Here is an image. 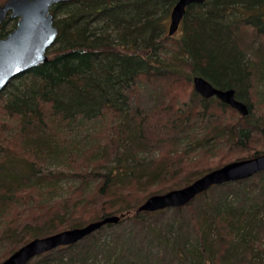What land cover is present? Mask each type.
<instances>
[{
    "label": "trees",
    "instance_id": "trees-1",
    "mask_svg": "<svg viewBox=\"0 0 264 264\" xmlns=\"http://www.w3.org/2000/svg\"><path fill=\"white\" fill-rule=\"evenodd\" d=\"M175 2L69 0L51 7L58 34L48 60L15 76L0 93V245L8 246L0 261L33 237L111 214L109 202L119 204L109 206L120 212L117 222L25 264H264V170L212 185L180 207L137 212L125 194L173 177L175 166L143 149L144 125L130 113L129 100L142 76L191 82L201 75L218 88H233L248 106L234 124L174 118L171 130L195 144L179 149L176 141L170 154L205 148L208 139L247 150L245 158L260 153L250 143L254 131L264 135V114L252 115L250 90L260 94L264 85V0L191 3L182 33L169 46L166 27ZM15 24L7 17L0 33ZM250 28L263 36L259 45L253 38L239 41L240 30ZM192 95L203 110L210 102L231 107L195 90ZM259 103L264 105L263 91ZM107 114L110 138L101 142L91 135L81 146L76 127ZM195 123H202V134L190 129ZM93 164L99 166L92 171ZM64 177L72 180L67 193L42 201ZM86 211L93 216L82 217Z\"/></svg>",
    "mask_w": 264,
    "mask_h": 264
},
{
    "label": "rangeland",
    "instance_id": "rangeland-1",
    "mask_svg": "<svg viewBox=\"0 0 264 264\" xmlns=\"http://www.w3.org/2000/svg\"><path fill=\"white\" fill-rule=\"evenodd\" d=\"M2 1L4 0H0V2ZM180 33H182V30L181 26L179 25L178 29L173 33L172 36L167 34V45L172 46V44H175L174 38H178ZM240 36L241 39H239V41L241 40L246 44H248L252 38L258 45L263 41V36L256 35L251 28L244 31L240 30ZM180 74L183 75V73ZM139 80L140 81L136 85H133L134 89L129 96V100L130 106L132 107L130 113L136 117V121L138 120L144 125L142 133L144 138L143 141L146 145H143V149L146 150L148 154H152L154 160L171 158L170 162H174L175 166L174 170H171L170 172V174L172 173L173 177H168L162 181L157 180L153 182V184L146 185L144 187L146 188L145 190H134L133 187V190L126 192L125 194L128 193L127 198L130 200V203L135 202V205H139L150 194L165 192L170 189V186L171 188L183 186L181 183H183L187 178L193 180L199 171L213 169L218 167L220 164L235 160L239 157L245 158L247 150L240 149L236 146L231 147L229 144L222 143L220 140L216 139H208L207 144H205V148H193L187 150L191 151L189 154L186 153L187 151H185V149L177 151L174 154H170L172 151L171 148L174 145L173 143L176 144V141L179 143V149L187 146L188 143L195 144L190 142V139L184 135L171 130L170 122L175 120L174 118H185L188 115L191 117V120H222L226 125L239 122L238 120H241V115L236 109L232 107L220 108L213 104V102H210L207 106V109L203 110L202 106L198 105L197 97L192 95V92L194 91L192 81L188 82L182 78V76L173 78L168 74H162L157 77L151 76L149 78L142 76L139 78ZM260 91L261 93L262 91L264 92V85L260 86ZM261 93L255 94L253 90H250L251 112L255 117L256 115L259 116V114H264V105L259 103ZM183 102H186V105H190L188 107H184ZM190 107L191 109L189 110ZM199 113H204L205 118L200 119L198 117ZM111 119V114H107L104 116L103 120H95L90 122L83 121V124L80 128L76 127V141L82 139L83 141L80 144L83 146L82 144L84 142L89 141L88 136L93 135L94 138L100 140L101 142H105L107 135L109 138L111 136V130L113 126L110 121ZM201 126L202 123H195L190 129L194 132H197L198 134H202L204 131H202ZM208 134L209 133H206L204 137H209ZM83 135L87 136V139H85ZM191 144H189V146H191ZM250 146L251 151L258 150L260 153H264V135L259 131H254V137L252 138ZM82 152L86 153L85 151ZM186 157H189L190 159L188 160ZM81 160L83 161V158H80L78 162H81ZM166 160L167 162L169 161V159ZM92 166L93 168H90V170L93 171L98 168L99 165L93 164ZM71 183L72 180H70V178L64 177L60 179L56 185L57 191L54 194L42 196V201L65 195L68 191V185H71ZM254 186L255 185L251 184L250 189H253ZM156 190L161 191L159 192ZM147 192H149V195H146ZM231 194V197H233V192H231ZM110 205L113 208H117L119 204L107 202L106 210L111 212V214H120V212H112L109 209ZM96 210L97 209L94 211ZM89 215L93 216V214L87 213L86 211L82 217H85L86 219L89 217ZM12 225L13 224H11V226ZM56 228L58 229V227ZM59 229L62 230L65 228L60 226ZM6 246L7 245H0L1 249L2 247ZM7 248L8 246L2 250L0 249V255L2 252H5Z\"/></svg>",
    "mask_w": 264,
    "mask_h": 264
},
{
    "label": "water",
    "instance_id": "water-1",
    "mask_svg": "<svg viewBox=\"0 0 264 264\" xmlns=\"http://www.w3.org/2000/svg\"><path fill=\"white\" fill-rule=\"evenodd\" d=\"M61 1L69 0H4L0 3V25L6 17L16 18V24L9 32L5 35L0 33V93L15 76L48 60L47 50L58 34L51 7ZM204 1L176 0L170 11L167 34L172 36L178 29L189 4ZM192 83L194 90L202 97L215 96L240 115L248 114L247 104L235 97L233 88H218L201 75H194ZM262 170L264 153L232 160L204 172L181 187L150 194L137 206L136 211L184 206L212 185L248 178ZM119 218V215L109 214L82 226L33 237L2 259L0 264H25L53 248L75 243L102 225L117 222Z\"/></svg>",
    "mask_w": 264,
    "mask_h": 264
}]
</instances>
